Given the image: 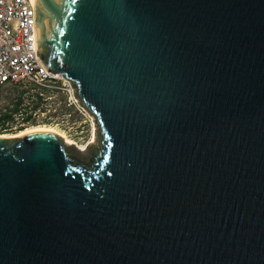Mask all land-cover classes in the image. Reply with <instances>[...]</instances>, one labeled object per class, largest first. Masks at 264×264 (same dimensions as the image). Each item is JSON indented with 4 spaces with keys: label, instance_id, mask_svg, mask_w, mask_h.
I'll list each match as a JSON object with an SVG mask.
<instances>
[{
    "label": "water",
    "instance_id": "1",
    "mask_svg": "<svg viewBox=\"0 0 264 264\" xmlns=\"http://www.w3.org/2000/svg\"><path fill=\"white\" fill-rule=\"evenodd\" d=\"M31 1L100 147L0 136V264H264V0Z\"/></svg>",
    "mask_w": 264,
    "mask_h": 264
},
{
    "label": "built area",
    "instance_id": "2",
    "mask_svg": "<svg viewBox=\"0 0 264 264\" xmlns=\"http://www.w3.org/2000/svg\"><path fill=\"white\" fill-rule=\"evenodd\" d=\"M25 4H32V1L0 0V89L8 84H17L27 94L37 92L43 100L60 94L66 106L89 113L80 103L69 80L60 73L42 74L34 42L32 49H25L28 24H34L28 23L25 17Z\"/></svg>",
    "mask_w": 264,
    "mask_h": 264
},
{
    "label": "rangeland",
    "instance_id": "3",
    "mask_svg": "<svg viewBox=\"0 0 264 264\" xmlns=\"http://www.w3.org/2000/svg\"><path fill=\"white\" fill-rule=\"evenodd\" d=\"M15 92L16 88L11 84H8L0 89V112L10 106V102L14 99ZM48 94L49 93H47L46 96ZM27 96L28 95L25 92L24 98L26 103H28ZM42 105L43 108H40V110L32 113L33 121L29 123H22V116L16 115L13 119L15 121L10 123L8 130L3 132L0 131V134L14 135L10 137H17L20 136L16 134L21 130L19 129L21 127L23 129L35 125H52L56 127L58 132L66 135L73 141L72 144H67L69 145V151L77 159L89 163L93 158L92 151L98 150L100 147L98 127L95 125L93 117L85 111H77L74 106H66L64 99L60 94H54L51 98H46ZM92 124L95 125V140L90 143L89 140L93 129ZM64 139L65 138H63V140ZM82 144L86 146V149L84 151H79L77 147Z\"/></svg>",
    "mask_w": 264,
    "mask_h": 264
},
{
    "label": "trees",
    "instance_id": "4",
    "mask_svg": "<svg viewBox=\"0 0 264 264\" xmlns=\"http://www.w3.org/2000/svg\"><path fill=\"white\" fill-rule=\"evenodd\" d=\"M16 92L14 94V99L10 102V106L7 109L0 112V131H6L10 127V123L14 122V116L17 114L22 115V123H29L33 121L32 113H35L40 108H43V99L42 97L35 92L34 94H27V102H25L24 93L25 90L19 88V85L14 84ZM19 129H22L19 128Z\"/></svg>",
    "mask_w": 264,
    "mask_h": 264
},
{
    "label": "bare ground",
    "instance_id": "5",
    "mask_svg": "<svg viewBox=\"0 0 264 264\" xmlns=\"http://www.w3.org/2000/svg\"><path fill=\"white\" fill-rule=\"evenodd\" d=\"M32 4H33V2H32ZM32 4H25V17L28 18V23H34V20H35V13H33ZM34 8H35V6H34ZM33 42H34V24H28V33L25 36V49H32ZM41 72L43 75H51V71L46 70L42 65H41ZM92 125H93V129H92V135H91L90 140H89L90 143L94 142V140H95V125L94 124H92ZM41 126H46L52 131L53 134H56V135L59 134L60 137L62 136L63 138H65L64 139L65 144H72L73 141L70 140L66 135L58 132L56 127H54L52 125H47V124L35 125V126L23 128L16 135H23L27 131H29L35 127H41ZM0 136L10 137V136H14V135L0 134ZM77 149L79 151H84L86 149V146L82 144V145L78 146Z\"/></svg>",
    "mask_w": 264,
    "mask_h": 264
}]
</instances>
